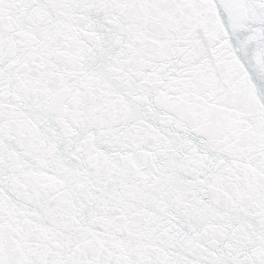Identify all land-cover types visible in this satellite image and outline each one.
<instances>
[{
    "label": "snow or ice",
    "instance_id": "6c2138e0",
    "mask_svg": "<svg viewBox=\"0 0 264 264\" xmlns=\"http://www.w3.org/2000/svg\"><path fill=\"white\" fill-rule=\"evenodd\" d=\"M0 264H264V0H0Z\"/></svg>",
    "mask_w": 264,
    "mask_h": 264
}]
</instances>
